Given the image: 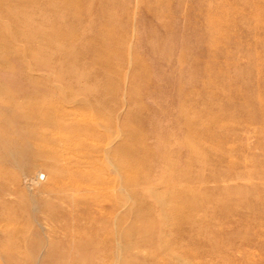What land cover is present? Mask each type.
<instances>
[{
    "label": "rangeland",
    "instance_id": "1",
    "mask_svg": "<svg viewBox=\"0 0 264 264\" xmlns=\"http://www.w3.org/2000/svg\"><path fill=\"white\" fill-rule=\"evenodd\" d=\"M87 2L0 0V264H264V0Z\"/></svg>",
    "mask_w": 264,
    "mask_h": 264
},
{
    "label": "bare ground",
    "instance_id": "2",
    "mask_svg": "<svg viewBox=\"0 0 264 264\" xmlns=\"http://www.w3.org/2000/svg\"><path fill=\"white\" fill-rule=\"evenodd\" d=\"M88 2H89V0H88ZM88 2L86 3V4H88ZM101 2V1H100ZM104 2V1H103ZM111 3V2H110ZM199 3V2H198ZM98 4V3H97ZM101 4V3H100ZM103 4H105V2L103 3ZM95 5V4H94ZM99 5V4H98ZM101 6H102V4H101ZM104 6V5H103ZM195 6V5H194ZM94 7V6H93ZM111 7V6H110ZM196 7V6H195ZM209 8V7H208ZM56 9V8H55ZM100 9H102V8H100ZM194 9V8H193ZM59 10V9H58ZM57 10V11H58ZM168 10V9H167ZM61 11V10H60ZM170 11V10H169ZM58 13V12H57ZM84 13V12H83ZM90 13V12H89ZM193 13V12H192ZM106 14V13H105ZM207 15V14H206ZM87 16V15H86ZM89 16V15H88ZM90 16H91V14H90ZM105 16H107V15H105ZM206 17V16H205ZM94 18V17H93ZM108 18V17H107ZM81 20H82V18H81ZM84 20V19H83ZM86 20V19H85ZM198 20V19H197ZM95 21H96V19H95ZM93 22H94V20H93ZM190 23V22H189ZM188 24V23H187ZM186 24V25H187ZM207 24V23H206ZM95 26V25H94ZM166 29V28H165ZM99 35V34H98ZM102 37V36H101ZM194 37H196V36H194ZM197 37H198V35H197ZM100 38V37H99ZM105 42V41H104ZM105 45V44H104ZM104 47H106V46H104ZM262 113V112H261ZM263 114H264V112H263ZM261 121H263V120H261ZM257 142V141H256ZM259 143V142H258ZM263 152V151H262ZM219 159V158H218ZM253 164V163H252ZM259 164V163H258ZM244 166V165H243ZM259 169V168H258ZM186 180V179H185ZM191 192V191H190ZM183 193V192H182ZM191 194H192V192H191ZM186 196H188V195H186ZM181 198V197H180ZM232 205V204H231ZM144 229V228H143ZM147 229V228H146ZM143 231V230H142ZM135 232V231H134ZM141 233V232H140ZM144 234V233H143ZM84 236H85V234H80L79 235V237H78V243H77V247H78V249L79 250H82V249H88V247H90L89 246V244H92V243H88V242H90V241H87L86 239H84ZM147 236V235H146ZM141 242V241H140ZM146 242H147V240H146ZM145 242V243H146ZM93 245V244H92ZM87 246V247H86ZM94 247V246H93ZM209 251V250H208Z\"/></svg>",
    "mask_w": 264,
    "mask_h": 264
}]
</instances>
